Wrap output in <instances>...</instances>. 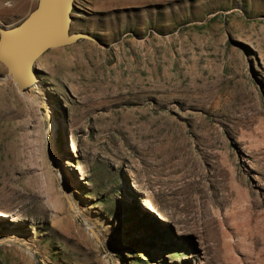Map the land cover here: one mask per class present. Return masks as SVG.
I'll return each instance as SVG.
<instances>
[{"label": "rangeland", "instance_id": "rangeland-1", "mask_svg": "<svg viewBox=\"0 0 264 264\" xmlns=\"http://www.w3.org/2000/svg\"><path fill=\"white\" fill-rule=\"evenodd\" d=\"M34 5L0 0V24ZM71 16L96 41L36 59L40 105L0 64V264H132L139 247L264 264V0H74ZM155 232L164 247L142 245Z\"/></svg>", "mask_w": 264, "mask_h": 264}, {"label": "water", "instance_id": "water-1", "mask_svg": "<svg viewBox=\"0 0 264 264\" xmlns=\"http://www.w3.org/2000/svg\"><path fill=\"white\" fill-rule=\"evenodd\" d=\"M72 1L35 0L34 7L17 23L0 24V64L4 67V77L12 80L16 91L28 93L32 84L36 85L40 69L35 61L49 48L79 39L96 41L85 32L69 31L73 20L70 15ZM91 231L93 239L99 243L98 235ZM40 264L47 263L40 261Z\"/></svg>", "mask_w": 264, "mask_h": 264}, {"label": "trees", "instance_id": "trees-1", "mask_svg": "<svg viewBox=\"0 0 264 264\" xmlns=\"http://www.w3.org/2000/svg\"><path fill=\"white\" fill-rule=\"evenodd\" d=\"M135 216H137V219L139 220V223H138L139 227L155 226V224L152 223L153 221H151L148 218L147 213H145L144 215H135ZM161 239H162V235L158 232H155V235H148L146 239L142 238V245H145V246L153 245L156 249H160L164 247L162 245L163 243L160 242ZM130 242L132 244H135L137 241L134 239H131ZM138 253H140V256L137 255ZM130 254H131V257L130 259H128V261L131 262L132 264H164L165 262L163 255H160L159 259L155 258L150 252L146 251L142 247H139L138 250L134 248L131 249ZM126 261L127 260L122 261L121 264H126Z\"/></svg>", "mask_w": 264, "mask_h": 264}, {"label": "bare ground", "instance_id": "bare-ground-1", "mask_svg": "<svg viewBox=\"0 0 264 264\" xmlns=\"http://www.w3.org/2000/svg\"><path fill=\"white\" fill-rule=\"evenodd\" d=\"M74 1V0H73ZM73 1H72V9H73ZM72 9H71V11H72ZM71 11H70V15H71ZM10 79V78H9ZM34 86H36L35 84H32V89H31V92H29V94L28 93H26L27 94V96L30 98V100H31V102H34V103H37V105H40V102L37 100V94H35V90H34ZM23 93V92H22ZM26 96V97H27ZM48 110L47 109H45V113H44V118L43 119H46L47 121H48V123H49V126H50V128L52 127L53 128V126H54V119L51 117V116H48ZM51 132H53V130L51 129ZM47 133H48V131H47ZM62 183H63V185H64V187H65V182L64 181H62ZM52 185V184H51ZM52 188V187H51ZM51 190V189H50ZM54 192V191H53ZM55 193V192H54ZM58 193L60 194V195H62V196H65V193L66 192H64V190L63 189H59V191H58ZM57 194V193H56ZM51 196V195H50ZM52 198V197H51ZM61 198V197H60ZM59 199L58 198H54V203H55V205L56 206H60V204H59ZM53 202V201H52ZM92 229V228H91ZM91 229H90V227L88 226V227H86L85 228V230L87 231V233L92 237V231H91ZM93 230V229H92ZM0 241H4V240H0Z\"/></svg>", "mask_w": 264, "mask_h": 264}, {"label": "crops", "instance_id": "crops-1", "mask_svg": "<svg viewBox=\"0 0 264 264\" xmlns=\"http://www.w3.org/2000/svg\"><path fill=\"white\" fill-rule=\"evenodd\" d=\"M14 12H24L32 5L33 0H10ZM29 11V10H28Z\"/></svg>", "mask_w": 264, "mask_h": 264}]
</instances>
